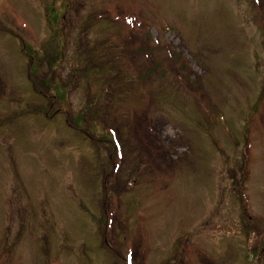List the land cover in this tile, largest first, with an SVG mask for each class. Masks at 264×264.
I'll return each mask as SVG.
<instances>
[{
	"label": "rangeland",
	"instance_id": "374dc122",
	"mask_svg": "<svg viewBox=\"0 0 264 264\" xmlns=\"http://www.w3.org/2000/svg\"><path fill=\"white\" fill-rule=\"evenodd\" d=\"M0 264H264V0H0Z\"/></svg>",
	"mask_w": 264,
	"mask_h": 264
},
{
	"label": "trees",
	"instance_id": "16d2710c",
	"mask_svg": "<svg viewBox=\"0 0 264 264\" xmlns=\"http://www.w3.org/2000/svg\"><path fill=\"white\" fill-rule=\"evenodd\" d=\"M35 54H36V52H35ZM64 95H65L64 93H61L60 96H58L59 99L62 100V103L67 101V98ZM64 104H66V103H64ZM65 106H67V104Z\"/></svg>",
	"mask_w": 264,
	"mask_h": 264
}]
</instances>
